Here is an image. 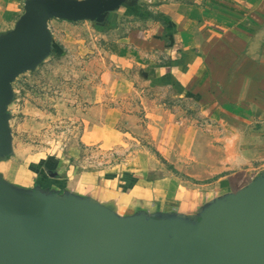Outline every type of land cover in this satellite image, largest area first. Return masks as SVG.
<instances>
[{"label": "crops", "instance_id": "0c3cea01", "mask_svg": "<svg viewBox=\"0 0 264 264\" xmlns=\"http://www.w3.org/2000/svg\"><path fill=\"white\" fill-rule=\"evenodd\" d=\"M41 6L95 13L118 34L123 67H144L158 91L193 101L205 126L149 121L162 135L145 137L163 163L196 182L246 172L245 139L264 145V0H0V58L24 32L28 9ZM159 106L148 98L151 118ZM124 136L99 120L86 124L82 139L116 150ZM39 161L0 151V224L8 233L85 249L106 264H264V251L250 248L252 217L218 214L251 208L246 200L196 201L180 179L152 177L163 165L146 149L99 171L61 169L53 178Z\"/></svg>", "mask_w": 264, "mask_h": 264}, {"label": "rangeland", "instance_id": "374dc122", "mask_svg": "<svg viewBox=\"0 0 264 264\" xmlns=\"http://www.w3.org/2000/svg\"><path fill=\"white\" fill-rule=\"evenodd\" d=\"M64 13L68 15L38 16L36 24L31 25L27 49L13 60L11 67L0 72V151L7 156L40 160L44 176L53 178L61 169L65 174L99 171L135 149H146L163 165L162 171L152 177L169 173L191 188L196 201H201L202 195L206 200L220 202L246 200L251 208L219 209L220 220L222 214L248 213L252 218L262 216V223L264 145L249 137L245 139L252 160L245 166L246 172L237 171L236 177L203 182L185 178L182 171L161 161L160 153L145 136L159 133L155 125L149 124L154 120L205 126L193 101L178 90H164L165 94L158 91L161 86L148 83L144 67H123L116 57H120L115 44L118 34L112 27L102 28L106 26L100 25L95 13ZM150 97L161 105L156 119L147 112ZM94 106L102 107L100 114H88ZM99 120L124 134L125 145L111 150L84 143L86 124ZM212 183L215 188L207 190L214 186ZM0 231L3 237L8 233L3 223ZM23 262L20 264H27Z\"/></svg>", "mask_w": 264, "mask_h": 264}, {"label": "water", "instance_id": "95a60500", "mask_svg": "<svg viewBox=\"0 0 264 264\" xmlns=\"http://www.w3.org/2000/svg\"><path fill=\"white\" fill-rule=\"evenodd\" d=\"M40 15L62 17L68 14L53 6L34 8L26 21L24 32L14 42L10 51L0 58V72H3L7 67H11L13 60L18 58L20 53L27 49L32 29L31 25L36 24V19ZM261 218L262 216H258L257 218L253 216L249 225L251 232L250 240L257 241V243H251L250 248L257 249L259 253L262 250L264 251V218L262 223ZM7 234L8 241L6 244L4 245L0 242V264H20L23 261V263L27 264H106L98 254L85 249L63 244L37 245L33 234L26 236L22 232H15L16 238H14L13 233ZM13 247L16 248L14 249ZM8 249L9 256L6 257L3 251H8Z\"/></svg>", "mask_w": 264, "mask_h": 264}]
</instances>
